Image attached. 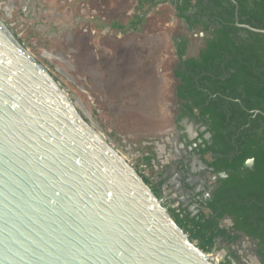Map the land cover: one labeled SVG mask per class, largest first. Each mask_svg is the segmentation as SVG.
<instances>
[{
    "label": "flooded vegetation",
    "instance_id": "af4514ba",
    "mask_svg": "<svg viewBox=\"0 0 264 264\" xmlns=\"http://www.w3.org/2000/svg\"><path fill=\"white\" fill-rule=\"evenodd\" d=\"M152 10L171 22L149 24ZM119 22L170 32L163 112L131 165L219 264H264V0H136Z\"/></svg>",
    "mask_w": 264,
    "mask_h": 264
},
{
    "label": "water",
    "instance_id": "95a60500",
    "mask_svg": "<svg viewBox=\"0 0 264 264\" xmlns=\"http://www.w3.org/2000/svg\"><path fill=\"white\" fill-rule=\"evenodd\" d=\"M0 18V264H218Z\"/></svg>",
    "mask_w": 264,
    "mask_h": 264
},
{
    "label": "rangeland",
    "instance_id": "374dc122",
    "mask_svg": "<svg viewBox=\"0 0 264 264\" xmlns=\"http://www.w3.org/2000/svg\"><path fill=\"white\" fill-rule=\"evenodd\" d=\"M135 3L0 0V18L56 78L68 97L80 104L78 109L84 118L99 125L130 164L134 156L128 153L129 143L140 141L156 127L158 114L163 112L157 103V88L165 81L161 73L171 66L165 56L161 58L168 54L169 31L120 35L108 26L99 29L102 22L126 20ZM169 17L166 10H152L147 20L163 25L171 22ZM161 99L164 106L166 101ZM134 118L141 121L134 123Z\"/></svg>",
    "mask_w": 264,
    "mask_h": 264
},
{
    "label": "trees",
    "instance_id": "16d2710c",
    "mask_svg": "<svg viewBox=\"0 0 264 264\" xmlns=\"http://www.w3.org/2000/svg\"><path fill=\"white\" fill-rule=\"evenodd\" d=\"M139 1H142V0H139ZM140 9V7L138 6L137 8H136V11L137 10H139ZM142 21V18L139 16V14H136V15H134V18H133V20L132 21H130L129 22V25L130 26H133V25H137V24H139L140 22ZM109 27V28H111V29H114V30H117V31H123V33H125V32H127V31H125L124 30V25L123 24H121L118 20H116V21H113V22H102V24L101 25H99V29H103V28H105V27ZM56 79V78H55ZM177 224L180 226V227H182L183 229H185L184 231L185 232H189V234H190V239L192 240V241H196L197 242V245L202 249V250H204L205 252H211V249H212V242L211 243H208V244H205V241H204V237L203 236H197V235H195V234H192V231L190 230H188L186 227H184L182 224H179L178 222H177Z\"/></svg>",
    "mask_w": 264,
    "mask_h": 264
},
{
    "label": "built area",
    "instance_id": "2783aa9c",
    "mask_svg": "<svg viewBox=\"0 0 264 264\" xmlns=\"http://www.w3.org/2000/svg\"><path fill=\"white\" fill-rule=\"evenodd\" d=\"M208 255L210 256L211 260L218 263L220 262V256L217 253L214 252H207Z\"/></svg>",
    "mask_w": 264,
    "mask_h": 264
},
{
    "label": "bare ground",
    "instance_id": "6f19581e",
    "mask_svg": "<svg viewBox=\"0 0 264 264\" xmlns=\"http://www.w3.org/2000/svg\"><path fill=\"white\" fill-rule=\"evenodd\" d=\"M127 51H128V50H127ZM111 63H112V62H111ZM118 64H119V63H118ZM115 65H116V64H115ZM116 66H117V65H116ZM110 71H111V70H110ZM109 73H110V72H109ZM112 73H113V72H112ZM107 75H108V74H107ZM108 76H109V75H108ZM109 78H110V77H109ZM111 79H112V77H111ZM111 79H110V80H111ZM104 88H105V87H104ZM149 90H150V89H149ZM133 91H134V90H133ZM135 93H137V92H135ZM151 93H152V92H151ZM108 94H109V92H108ZM131 94H133V93H131ZM129 95H130V94H129ZM135 95H136V94H135ZM137 96H139V95H137ZM111 97H112V96H111ZM112 98H113V97H112ZM156 100H157V99H156ZM117 103H118V102H117ZM119 104H120V103H119ZM128 111H129V110H128ZM130 112H131V111H130ZM119 113H120V112H119ZM136 113H137V112H136ZM154 115H155V114H154ZM138 116H140V115H138ZM126 120H127V122H128L129 119H126ZM129 121H130V120H129ZM138 121H141V119H139V118H137V119L134 118V119H133V122H134V123H136V122H138Z\"/></svg>",
    "mask_w": 264,
    "mask_h": 264
}]
</instances>
